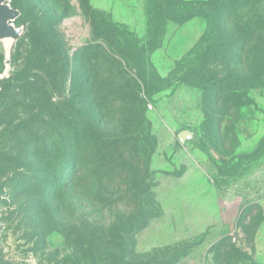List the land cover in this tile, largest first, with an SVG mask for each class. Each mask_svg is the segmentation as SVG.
<instances>
[{
	"label": "rangeland",
	"instance_id": "374dc122",
	"mask_svg": "<svg viewBox=\"0 0 264 264\" xmlns=\"http://www.w3.org/2000/svg\"><path fill=\"white\" fill-rule=\"evenodd\" d=\"M4 4L0 264H264V0Z\"/></svg>",
	"mask_w": 264,
	"mask_h": 264
},
{
	"label": "water",
	"instance_id": "95a60500",
	"mask_svg": "<svg viewBox=\"0 0 264 264\" xmlns=\"http://www.w3.org/2000/svg\"><path fill=\"white\" fill-rule=\"evenodd\" d=\"M10 18H14V13L12 12V10L11 9L8 10L5 6H0V33L1 32H5V33L13 32V28L7 26L4 22L5 20H8ZM177 138L180 142L183 143L187 140H192L193 133L188 130H183L178 133Z\"/></svg>",
	"mask_w": 264,
	"mask_h": 264
},
{
	"label": "bare ground",
	"instance_id": "6f19581e",
	"mask_svg": "<svg viewBox=\"0 0 264 264\" xmlns=\"http://www.w3.org/2000/svg\"><path fill=\"white\" fill-rule=\"evenodd\" d=\"M6 1H7V0H1V2H0V6H5V7L9 10L10 7L4 4ZM14 19H15V18H10V19H8V20H5L4 22H5V24H6L7 26L13 28V26L10 25L9 22H10V21H13ZM13 30H14V28H13ZM8 37H13V38H14V37H15V31L12 32V33H5V32H1V33H0V39H6V38H8Z\"/></svg>",
	"mask_w": 264,
	"mask_h": 264
},
{
	"label": "trees",
	"instance_id": "16d2710c",
	"mask_svg": "<svg viewBox=\"0 0 264 264\" xmlns=\"http://www.w3.org/2000/svg\"><path fill=\"white\" fill-rule=\"evenodd\" d=\"M0 263H1V260H0Z\"/></svg>",
	"mask_w": 264,
	"mask_h": 264
}]
</instances>
